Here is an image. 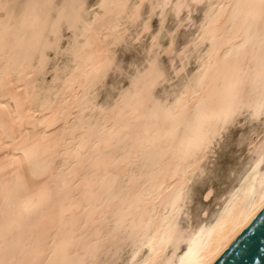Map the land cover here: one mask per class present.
<instances>
[{
    "label": "bare ground",
    "instance_id": "1",
    "mask_svg": "<svg viewBox=\"0 0 264 264\" xmlns=\"http://www.w3.org/2000/svg\"><path fill=\"white\" fill-rule=\"evenodd\" d=\"M239 120L241 174L190 218ZM263 206L264 0H0V264H211Z\"/></svg>",
    "mask_w": 264,
    "mask_h": 264
},
{
    "label": "rangeland",
    "instance_id": "2",
    "mask_svg": "<svg viewBox=\"0 0 264 264\" xmlns=\"http://www.w3.org/2000/svg\"><path fill=\"white\" fill-rule=\"evenodd\" d=\"M198 7H200V8L198 9ZM198 7L194 11L195 12L194 15L192 14V16L195 20L200 17L201 11L203 10L202 5H199ZM200 9H202V10H200ZM171 16H170V14H168L166 17L165 33L163 32V34H165V35L162 34L163 37L164 36L166 37V35H167L166 31L168 29H171V27H173L172 26L173 22L175 23L174 18H172ZM156 18L158 19L157 16H154L152 19L149 34L147 33V35L143 36V38H141L140 41H138L137 43L134 42V44H130V45H129V43H128V45H126L125 43H122L121 45H119V48L117 47L116 57L119 58V59L118 58L117 59L120 60L119 62L121 63V65L123 67L124 66L128 67L127 65H130L131 63H133V61H134V63L135 62L137 63V61L139 62L140 59L143 57V55H144L143 50H144L145 45L147 44V42L149 40V37H150L149 35L157 27L158 20ZM168 22H169V24H168ZM174 23H173V25H174ZM166 27H167V30H166ZM189 27L190 26H183L179 29V32L177 33V37H176V43L179 42L178 44L180 45L181 43H183L185 41V39L187 38V36L190 33L189 30H193V28H194L193 26H192L193 28L192 27L189 28ZM162 36H161V38H162ZM166 39H168V38L166 37ZM164 41H166V40L161 39V43L162 42L164 43ZM143 44H144V46H143ZM134 50H136V51H134ZM166 57L167 56H165V54H162L160 57V58H163V59H161L162 60L161 62L163 64L168 62ZM167 64H169V63H167ZM167 64H165V65L169 67V65H167ZM125 69H127V68H125ZM117 74H118V72H117ZM117 74L115 71H111L109 73V75L107 76V79H106V85L107 84L108 85L106 86V89L102 90L101 97L104 96V93L112 84L115 85L116 80L119 79L117 77ZM121 76L123 78H121ZM121 76H119L120 77V81L118 80L119 82H121V80L124 81L123 79H125L124 75H121ZM109 89H111V87ZM256 122L257 121H251V120L247 121L246 120V122H245L244 120H242V121L239 120V122H235L233 125L231 124L233 127L230 125L227 128V131L223 133L222 137L220 138V140L218 142L217 147L215 148V151H214L215 154H213V156L210 159L211 161H209L212 163L208 162L209 164L207 163L205 165V168H204L205 171H203L204 174L202 173L200 175V177L195 178V180H193V183L191 184V192H190L191 194H190V203H189V217L190 218H193V219L196 218L195 215H197L199 213V211L207 205L209 206L210 210L215 208L214 206H216V203L218 202V198L222 194L221 192H224V190L232 182H234L236 180V178L239 176V174H241V171H242L241 169H243L242 167L244 166V163H246V161H247L246 160L247 153H246V145H245L246 141L244 140L245 142H243V141L241 142L240 140L243 138V136H245L249 133L248 131H250L251 128H254L257 126L258 123L256 124ZM241 123H242V125H241ZM239 137H240V139H239ZM228 140H229V142H228ZM210 185L211 186L213 185L212 187L214 188V192H213L212 196L209 198V200L205 201L202 197V194H203V191L205 190V188L207 186H210ZM214 199H216V200H214Z\"/></svg>",
    "mask_w": 264,
    "mask_h": 264
},
{
    "label": "water",
    "instance_id": "3",
    "mask_svg": "<svg viewBox=\"0 0 264 264\" xmlns=\"http://www.w3.org/2000/svg\"><path fill=\"white\" fill-rule=\"evenodd\" d=\"M211 264H264V206Z\"/></svg>",
    "mask_w": 264,
    "mask_h": 264
}]
</instances>
